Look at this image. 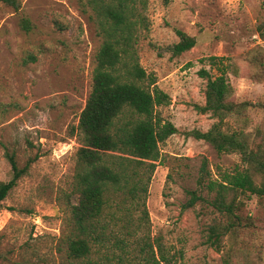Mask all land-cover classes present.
<instances>
[{
    "label": "rangeland",
    "instance_id": "1",
    "mask_svg": "<svg viewBox=\"0 0 264 264\" xmlns=\"http://www.w3.org/2000/svg\"><path fill=\"white\" fill-rule=\"evenodd\" d=\"M88 15L76 0H21L18 12L0 3V183L11 177L6 153H14L19 167L36 158L1 203L0 264H117L109 248H92L87 261L67 255L80 147L76 127L101 44ZM144 16L148 31L136 44V56L169 96L170 103L156 107L155 113L177 133L158 145V162L144 199L148 219L136 237L159 241L167 258L161 264H223V254L205 244L207 228L223 221L209 205L214 193L205 185L208 178L219 180L246 166L239 154H218L185 133L205 132L216 123L194 108L205 103L206 79L198 72L205 70L214 78L224 67L229 101L245 106L242 116L227 119L224 130L242 133L252 150L264 146V74L255 75L252 68L258 57L264 59V38L258 33L264 24V0H147ZM22 18L31 24L29 32L20 28ZM176 30L196 44L172 56L169 47L178 42ZM209 57H217L216 65ZM262 179L253 176L256 185ZM192 190L201 200L182 211L186 191ZM237 199L243 205L242 222L250 226L232 243L235 256L246 264H264V201L244 195ZM132 214L136 219L139 212ZM119 231V224L110 223L106 237H121ZM126 258L144 264L142 255Z\"/></svg>",
    "mask_w": 264,
    "mask_h": 264
},
{
    "label": "trees",
    "instance_id": "2",
    "mask_svg": "<svg viewBox=\"0 0 264 264\" xmlns=\"http://www.w3.org/2000/svg\"><path fill=\"white\" fill-rule=\"evenodd\" d=\"M0 3L15 12L21 7V0H0ZM76 3L81 13L89 14L101 44L94 56L91 90L76 127L80 147L73 177L75 203L69 206L72 229L66 240L67 255L73 260L87 261L92 248L103 247L113 250L111 257L116 258L117 264H123L122 261L131 264L126 257L141 255L144 264L166 263L157 239L152 243L147 235L136 237L148 219L144 199L158 162V145L177 133L170 122L162 121L155 113L156 107L170 103L169 96L157 88L155 78L145 73L136 56V44L141 34L148 31L144 16L147 0H76ZM20 28L29 32L32 26L22 18ZM258 33L264 38V24L258 27ZM175 34L178 42L169 47L172 56L195 46L193 37L178 30ZM258 58L253 61V73L263 75L264 59ZM216 59L208 60L216 65ZM218 70L220 74L214 78L205 70L198 72L206 79L205 103L202 107L194 106L198 113L210 114L216 123L205 132L192 130L185 136L206 142L218 154L237 153L246 166L241 171L224 173L219 180L208 178L205 185L208 192L214 193L209 205L223 217V221L207 228L205 244L223 254V264H246L243 258L241 261V257L235 256L237 250L232 245L241 230L250 226L248 221L242 222L239 212L243 205L237 197L255 196L264 201V146L252 150L242 133L224 130L227 119L242 116L245 106L229 101L231 87L224 76L226 69ZM5 157L11 177L0 183V207L36 160L29 159L19 167L14 153H6ZM254 175L262 176L259 185L254 183ZM202 180L203 177L197 180L198 185ZM186 194L182 211L201 200L196 191ZM136 209L139 215L134 219L132 213ZM110 223L119 224L121 237L115 234L106 237ZM131 237L135 238L130 249Z\"/></svg>",
    "mask_w": 264,
    "mask_h": 264
}]
</instances>
